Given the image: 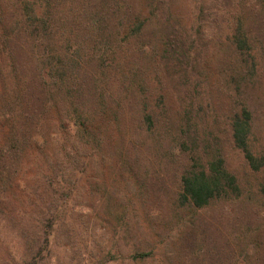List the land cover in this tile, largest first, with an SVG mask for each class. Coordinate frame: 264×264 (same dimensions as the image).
<instances>
[{
    "label": "rangeland",
    "instance_id": "obj_1",
    "mask_svg": "<svg viewBox=\"0 0 264 264\" xmlns=\"http://www.w3.org/2000/svg\"><path fill=\"white\" fill-rule=\"evenodd\" d=\"M54 1L61 4L62 20L57 24L58 34L65 33L63 46L81 45L91 61L87 73L92 82L76 95L77 103H50L48 95L45 102L50 80L43 60H22L26 66L20 77L27 84L23 105L29 112L38 107L42 131L49 134L45 143H38L59 157L56 167L66 183L59 182L61 187L51 196L47 186L36 182V165L21 166L19 183L36 195L25 215V230L0 214V264H24V259L28 264H264V0H163L161 11L151 10L152 0ZM14 2L0 0V11L9 22L20 17ZM133 10L151 15L139 35L127 31ZM156 13L168 18L167 25L162 26ZM197 16L200 28L193 24ZM239 25L251 38H245L241 49L227 39ZM87 27L92 31L76 30ZM163 30L175 33V40L167 41L170 54L163 51ZM100 55L113 66L101 75L104 82L98 86L94 67ZM176 58L181 66H176ZM244 77L238 88L237 79ZM130 80L136 83L131 89ZM104 86L111 94L104 106H122L124 135L136 138L128 145L104 138L103 147L91 153L83 180L75 183L80 174L61 160L65 144L52 133L54 120L63 116L72 131L67 141L77 142L78 155H86V139L76 132L73 112L88 111ZM146 94L149 99L143 100ZM85 95L89 98L82 103ZM193 96L198 97L192 103L193 116L200 119L189 117L192 138L183 146L182 114ZM2 97L0 90L1 121L9 109L2 106ZM11 98L15 100L13 94ZM200 99L205 103H198ZM13 100L10 108L16 106ZM245 104L254 114L249 138L258 171L231 140L230 117ZM58 105L68 106L69 112L54 117ZM144 108L155 111L151 131ZM200 139L214 147L205 150ZM200 151L208 158L216 155V160L225 157L241 185L239 196L219 198L203 208L185 202L182 175L194 163L202 164L193 160ZM92 179L97 183L93 195L87 191ZM42 207L49 210L48 217L41 215ZM106 218L111 222L107 226Z\"/></svg>",
    "mask_w": 264,
    "mask_h": 264
},
{
    "label": "trees",
    "instance_id": "obj_2",
    "mask_svg": "<svg viewBox=\"0 0 264 264\" xmlns=\"http://www.w3.org/2000/svg\"><path fill=\"white\" fill-rule=\"evenodd\" d=\"M163 2V0H152L151 10L156 9L157 11H161L159 5ZM15 4H17L21 18L19 17L13 22L5 20L2 15L3 11H0V90L2 91V101L4 102L2 106L5 108L9 107L4 115H1L4 120L1 121L0 119V214L8 222L12 223V225L19 224L25 230L23 224L26 225V221L29 220V218H25V215L29 214L28 210H31L33 207L32 200H34L36 192H32L31 190L29 192L27 188H23L19 183L18 178H20L19 176H21L24 169L21 166L33 162L32 164L36 165L38 174L36 176V182L47 186V190L51 191V196H53V192L57 194V189L61 187L58 186L59 182L65 184L66 178L62 176V169L56 167L61 163L59 157L53 153H46L45 146L38 143H45L47 136H49L48 132H45V134L42 131L40 121L41 113L38 107L33 108L29 112L23 105L24 102L21 97L25 91L24 87L27 84L20 77L21 72L26 66L22 64V60H38L39 63L43 60L45 74L47 76L46 79L48 81L50 80L49 83L47 82L49 85L46 88L45 102L48 95L51 96L50 103H62L63 100H67L69 103H77L74 101L76 95H80L83 89L82 87L91 86L92 81L87 73L88 64L91 63L87 53L83 55L80 44L76 45L73 49L64 47L63 44L66 41L65 33L62 35L58 34L60 26L57 23L62 20L60 16L61 10L59 9L61 4L54 0H15ZM203 11L204 7L202 8ZM157 16L162 26L167 25L169 22L168 18L159 16V14ZM200 18L197 16L193 19L194 26L199 28L202 23L200 22ZM150 22L151 15L149 13H144L142 10H133V16L129 20V28L127 31L130 35H139L144 28H147ZM199 22L200 25H197ZM211 23L214 25L213 22ZM93 24L91 23V26ZM76 30L77 32L85 30L92 31V28L87 27ZM163 31V40L166 45L163 51L165 54H170V47L167 46V41L170 39L175 40V33L173 34L171 31L170 33H165V30ZM26 35L29 38L25 40L23 37ZM249 36L243 31L242 26L239 25L236 29L230 31L227 39L231 40L237 49H241L247 43L245 38L251 39ZM97 58L101 60H95L94 67L97 74L95 82L99 86L101 82H104L101 75H105L106 70L112 67L113 63L111 65L106 63L107 61L102 55ZM102 61L103 63H101ZM179 61H181L180 58H176V66H181ZM161 62L163 64L162 59ZM240 70L237 67V72ZM253 70H256L255 65H253ZM162 79L165 80V76ZM244 79L245 77L243 79H237L238 88ZM129 82L127 83L130 89L136 85L134 80H130ZM11 94L15 96V100L11 98ZM110 96L111 94H109L104 86L103 93L95 96L96 99H100L97 101L95 99V104L93 101H90L94 105L88 111L80 109L79 112L77 110L73 112L74 121L72 123L77 125L76 132L86 139L85 145L88 149L86 155H78L77 142L70 145V142L67 141V139H70L69 136H71L72 131L70 127L65 125L63 116L59 115L58 119L54 120L55 126L52 133L60 135V139L65 144L61 150L63 158L61 160L66 162L67 168L73 169L80 174L75 183L78 182L80 184L81 180H83L82 176L86 173L83 172V169L91 165V161H87L90 160L93 150L96 151L97 148L103 147L104 138L108 137L116 142L120 139V143L123 142V145L124 143H127V145L131 144L132 139L136 138L134 134H129L130 137L128 136V139H126L124 135V127L121 123V118H124L122 106H104V103H109L108 98ZM88 98L89 96L85 95L82 103H86L85 99L88 100ZM92 98L94 96L90 92L89 100H92ZM197 98L193 96L190 99L191 104L182 114L180 130L183 146H187L192 138L189 117L200 119L197 116H193L192 111V103H196ZM11 99L17 102H14L16 106L12 108H10L11 104L8 105V103H11ZM81 99L82 96L79 98V103ZM147 99H149V94L143 95V100ZM198 103H205V99H200ZM67 107L56 106L54 117L60 112L63 114L68 113L70 109H67ZM142 114L146 116V120L149 123L151 122V126L147 130H153L155 127V125L153 126L155 111H149V109L144 108ZM230 120L231 140L244 153L246 163L252 169L260 170V165H257V156L250 148L249 136L255 129L253 109L249 104H245L241 111L236 112L230 117ZM200 142L201 139L198 143ZM201 143L204 144L205 150L214 147L207 139H205V143L204 140ZM192 144L197 149L201 147L202 150V146H198L193 140ZM58 146L61 149L62 144L58 143ZM215 156L211 155L208 158L205 152L200 151L198 157H194L193 160L200 163L203 161L202 164L194 163L182 175L181 196L185 202L193 207L203 208L210 205L216 199L239 196L241 194V185L238 177L230 172L225 165V157L221 156L216 160L214 159ZM51 159L53 161L49 164ZM92 181L93 184H90V189L87 187V191L92 190L91 194L93 195L95 194L93 191L97 183L93 179ZM27 200H30V202H27ZM5 202L6 205L4 204ZM46 208L42 207L40 209L43 218L50 215L49 210ZM105 222L106 226L111 223L107 218ZM106 226L103 227L106 228ZM23 234L25 235L26 233ZM23 262L24 264H28V259H24Z\"/></svg>",
    "mask_w": 264,
    "mask_h": 264
}]
</instances>
